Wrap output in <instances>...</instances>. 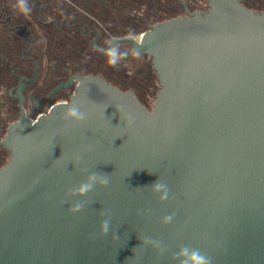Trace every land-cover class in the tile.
<instances>
[{
    "label": "water",
    "instance_id": "1",
    "mask_svg": "<svg viewBox=\"0 0 264 264\" xmlns=\"http://www.w3.org/2000/svg\"><path fill=\"white\" fill-rule=\"evenodd\" d=\"M240 2L208 0L207 12L115 41L150 59L159 87L151 110L101 78L76 77L68 103L86 120L65 121L59 104L9 126L0 264H176L181 245L213 264H264V13ZM83 168L108 174V185L65 203ZM159 178L165 202L150 187ZM77 200L84 210L70 213ZM145 237L165 254L157 259Z\"/></svg>",
    "mask_w": 264,
    "mask_h": 264
},
{
    "label": "flooded vegetation",
    "instance_id": "2",
    "mask_svg": "<svg viewBox=\"0 0 264 264\" xmlns=\"http://www.w3.org/2000/svg\"><path fill=\"white\" fill-rule=\"evenodd\" d=\"M16 2L0 0V143L23 115L34 122L68 103L76 77L101 78L138 99L132 84L146 96L154 73L150 59L118 43L130 54L112 67L99 49L106 41L136 39L150 27L209 10L208 0H27L31 11L23 14ZM240 4L264 13V0Z\"/></svg>",
    "mask_w": 264,
    "mask_h": 264
},
{
    "label": "clouds",
    "instance_id": "3",
    "mask_svg": "<svg viewBox=\"0 0 264 264\" xmlns=\"http://www.w3.org/2000/svg\"><path fill=\"white\" fill-rule=\"evenodd\" d=\"M19 12L23 14H27L31 11V8L28 5L27 0H17L14 5ZM106 46L99 49L103 52L106 63L109 66L115 67L117 66L123 59H125L130 53L128 51H121L117 42L114 40L106 41ZM132 55L139 56L138 51H133ZM62 118L73 124H77L83 122L87 119V113L81 110V107L78 106L75 102L66 103L65 110L62 114ZM80 157L77 158L76 164L80 162ZM82 173H88L87 168L81 169ZM108 174L91 172L86 175L85 180L79 185L69 188L65 192L66 200L65 203H68L70 200L78 197L87 196L94 188L97 186L106 187L109 183ZM153 194L158 197L160 202H165L169 199L170 189L166 183H164L160 178L155 181L151 186ZM85 208V202L77 200L75 203H71L68 211L70 213H79ZM109 218L103 219L100 223V235L107 236L110 231V214ZM174 219V214H170L164 216L162 218V224H169ZM114 239H118L117 234H113ZM145 244L150 245L152 248L156 250L157 259L162 257L167 249L162 246V242L160 240L152 239L151 237H145ZM170 259L175 261L176 264H213L212 258L208 256L206 253L202 252L199 248L192 247L190 245H181L179 249L172 253Z\"/></svg>",
    "mask_w": 264,
    "mask_h": 264
},
{
    "label": "rangeland",
    "instance_id": "4",
    "mask_svg": "<svg viewBox=\"0 0 264 264\" xmlns=\"http://www.w3.org/2000/svg\"><path fill=\"white\" fill-rule=\"evenodd\" d=\"M128 86H132V88H134L135 90L138 91V92L136 91V93H137V96H138V99L140 100V102H142L144 105H146L148 110H151L153 103L155 101V98L159 92L158 82H157V78H156L155 74L152 73V77H151L149 83L146 84V86H148V91L146 93V96H144V94H142L134 85L129 84ZM8 160H9V158H7L6 160H3L0 163L1 168H3L8 163Z\"/></svg>",
    "mask_w": 264,
    "mask_h": 264
},
{
    "label": "trees",
    "instance_id": "5",
    "mask_svg": "<svg viewBox=\"0 0 264 264\" xmlns=\"http://www.w3.org/2000/svg\"><path fill=\"white\" fill-rule=\"evenodd\" d=\"M139 102H140V100L139 99H137ZM146 109H147V107H146V105H144L142 102H140ZM4 154V155H3ZM7 158H9V154L5 151V149H3V148H0V163L3 161V160H6ZM0 168H1V166H0Z\"/></svg>",
    "mask_w": 264,
    "mask_h": 264
},
{
    "label": "bare ground",
    "instance_id": "6",
    "mask_svg": "<svg viewBox=\"0 0 264 264\" xmlns=\"http://www.w3.org/2000/svg\"><path fill=\"white\" fill-rule=\"evenodd\" d=\"M137 41L139 40V39H136Z\"/></svg>",
    "mask_w": 264,
    "mask_h": 264
}]
</instances>
